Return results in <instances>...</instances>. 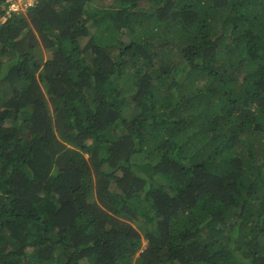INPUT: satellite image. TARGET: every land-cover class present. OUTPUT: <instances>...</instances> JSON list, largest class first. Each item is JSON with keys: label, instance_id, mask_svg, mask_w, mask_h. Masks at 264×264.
Instances as JSON below:
<instances>
[{"label": "trees", "instance_id": "16d2710c", "mask_svg": "<svg viewBox=\"0 0 264 264\" xmlns=\"http://www.w3.org/2000/svg\"><path fill=\"white\" fill-rule=\"evenodd\" d=\"M0 264H264V0L0 24Z\"/></svg>", "mask_w": 264, "mask_h": 264}, {"label": "rangeland", "instance_id": "374dc122", "mask_svg": "<svg viewBox=\"0 0 264 264\" xmlns=\"http://www.w3.org/2000/svg\"><path fill=\"white\" fill-rule=\"evenodd\" d=\"M36 0H5L4 5L6 6V11L4 14L0 15V24L4 23L6 20H8L15 12H23V14L27 13L30 6L35 3ZM88 156V155H86ZM147 245L146 238L143 237L142 242V249L145 248Z\"/></svg>", "mask_w": 264, "mask_h": 264}, {"label": "clouds", "instance_id": "9594fccd", "mask_svg": "<svg viewBox=\"0 0 264 264\" xmlns=\"http://www.w3.org/2000/svg\"><path fill=\"white\" fill-rule=\"evenodd\" d=\"M36 3H37V0H36L35 3H33V5L36 4ZM33 5H32V6H33ZM0 7H1V5H0ZM30 7H31V6H30ZM5 10H6V9H5ZM20 12H21V11H20ZM22 13H23V12H22ZM2 14H4V13H1L0 15H2Z\"/></svg>", "mask_w": 264, "mask_h": 264}]
</instances>
